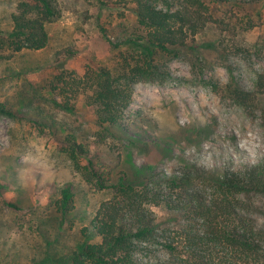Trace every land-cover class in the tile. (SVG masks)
<instances>
[{
  "label": "rangeland",
  "instance_id": "1",
  "mask_svg": "<svg viewBox=\"0 0 264 264\" xmlns=\"http://www.w3.org/2000/svg\"><path fill=\"white\" fill-rule=\"evenodd\" d=\"M18 1L0 0V31L11 29ZM58 1L63 14L50 27V45L0 60V103L25 109L28 98L39 99L35 89L41 91L54 72L48 67L64 50L75 52L65 69L76 71L78 76L86 73L89 63L111 66V42L120 37L122 24L133 30L137 27L133 3L125 7L122 0ZM244 1L250 21L219 14L226 26H209L198 37V42L222 41V57L216 51L181 55L170 62V78L165 84L135 86L129 122L142 139L132 143L125 137L119 160L117 152L113 155L117 171L123 170L136 182L143 180L150 166L169 178L190 173L195 179L197 170L226 174L256 166L264 159V91L259 85H264V0ZM100 25L108 29V38L100 32ZM236 88L251 97L249 103L243 104L234 96ZM41 92L51 103L66 100L65 96ZM68 96L81 111L78 115L55 110L50 102L35 109L52 110L55 119L64 124L62 131L73 132L80 140L86 138L97 151L99 130L93 124L94 109L86 105L87 95L80 94L77 99L72 93ZM69 182L76 186L77 220L70 229L61 231L55 201ZM0 183L8 186L4 197L23 209H10L0 196V264H69L68 255L80 243L83 228L112 197L111 192L90 189L51 139L7 117H0ZM194 185L206 190L201 182L195 180ZM204 193L209 195L210 190ZM251 202L237 211L264 229V196L254 194ZM153 210L160 221H168V212L158 207ZM195 230H200V224H195ZM180 232L177 226L172 229L178 240ZM148 253L145 264L168 255L161 246ZM228 264L241 263L231 259Z\"/></svg>",
  "mask_w": 264,
  "mask_h": 264
},
{
  "label": "trees",
  "instance_id": "2",
  "mask_svg": "<svg viewBox=\"0 0 264 264\" xmlns=\"http://www.w3.org/2000/svg\"><path fill=\"white\" fill-rule=\"evenodd\" d=\"M122 1L125 7L133 3L137 27L133 30L122 24L120 37L111 42L114 56L111 66L89 63L86 73L78 76L76 71L65 69L68 59L75 54L67 49L56 55L48 67L54 72L41 86V91L65 96L64 102L51 103L35 89L39 99L28 98L25 109L9 102L0 103V117L12 119L21 127L30 126L51 139L72 161L90 189L112 193L83 228L82 239L68 255V263L145 264L148 252L161 246L168 255L155 262L150 259L149 264H228L231 259L241 264H264V229H258L237 211L253 204L252 195L264 196V159L256 166L226 174L197 170L195 179L190 173L169 178L150 166L143 180L136 182L123 170L117 171L113 157L117 152L115 156L119 160L125 137L131 138L132 143L142 139L129 122L135 86L165 84L170 78V62L181 55L216 51L222 57V41L198 42V37L209 26H226L219 14L230 13L232 19L250 21L249 10L244 5L248 3L244 0ZM62 14L58 0H19L11 16V29L0 31V60H11L24 51L46 49L51 42L50 27ZM99 27L108 38V29ZM259 85L263 92L264 85L261 82ZM69 93L75 99L80 94L87 95L86 105L94 109L93 124L99 130L97 151L91 149L86 138L80 140L77 134L62 131L64 124L55 119L52 110L35 109L50 102L55 110L78 115L81 111L67 100ZM234 96L243 104L251 100L240 88H236ZM115 141L117 145L113 144ZM195 180L210 190V194L198 190ZM7 190L8 186L0 183L4 204L15 211L23 210L4 197ZM76 199L75 184L66 183L55 201L61 231L70 229L77 220ZM155 207L168 212V221L158 219ZM195 224H200V230H195ZM174 226L181 231L180 240L172 235Z\"/></svg>",
  "mask_w": 264,
  "mask_h": 264
}]
</instances>
